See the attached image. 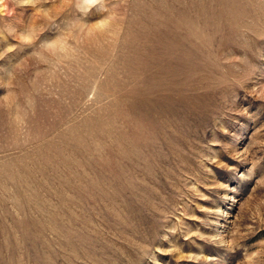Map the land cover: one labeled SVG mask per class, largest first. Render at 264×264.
Listing matches in <instances>:
<instances>
[{
    "label": "rangeland",
    "instance_id": "374dc122",
    "mask_svg": "<svg viewBox=\"0 0 264 264\" xmlns=\"http://www.w3.org/2000/svg\"><path fill=\"white\" fill-rule=\"evenodd\" d=\"M0 264H264V0H0Z\"/></svg>",
    "mask_w": 264,
    "mask_h": 264
}]
</instances>
